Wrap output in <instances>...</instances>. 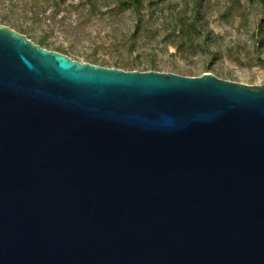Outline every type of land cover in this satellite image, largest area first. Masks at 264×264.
Here are the masks:
<instances>
[{"label": "water", "instance_id": "1", "mask_svg": "<svg viewBox=\"0 0 264 264\" xmlns=\"http://www.w3.org/2000/svg\"><path fill=\"white\" fill-rule=\"evenodd\" d=\"M0 264H264V83L0 23Z\"/></svg>", "mask_w": 264, "mask_h": 264}, {"label": "rangeland", "instance_id": "2", "mask_svg": "<svg viewBox=\"0 0 264 264\" xmlns=\"http://www.w3.org/2000/svg\"><path fill=\"white\" fill-rule=\"evenodd\" d=\"M30 0H0V21L9 23L15 28H23L35 41H42L49 46L61 45L63 48L72 46V56L79 61L92 60L96 55L100 59L109 61H131L133 64L142 61V69L148 67L146 63L155 60L161 64L164 70L171 71L176 67L178 71L195 70L200 72L206 64L208 71L222 78L248 84L264 83V39L257 40L255 35V17L264 14V0H210L209 5L201 19L197 30L187 29L184 35L198 41L207 40L212 43L217 54L212 56L203 53L192 55L172 53V49L165 53L152 52V46L159 44L160 40H167V46H173L177 35L174 19L167 21L157 20L153 24L143 27L138 33V39L144 43L146 49L131 52L124 47L116 49H103L93 43V36L100 32L110 41H118L119 44L126 41L133 32L134 25L129 13L115 15L116 17H101L100 14L108 10L114 0H104L96 5L95 14L89 13L91 9L74 10L61 0H47L36 3V9L42 15V21L32 12ZM180 0H173L179 2ZM12 2L13 6H10ZM76 3L78 0H67ZM168 7L169 3H162ZM29 10L28 12L24 10ZM21 8V9H20ZM230 8L235 15H223ZM167 12V10L165 11ZM39 15V16H40ZM226 17V18H225ZM46 21L55 22V27L49 36H44ZM64 25H77L79 31L74 35L64 34ZM191 34V35H190ZM103 38L104 40H106ZM99 41V40H97ZM151 44V47H150ZM158 47L156 50H158ZM71 51V49H69ZM74 53V54H73ZM173 54V55H172ZM226 78V79H228Z\"/></svg>", "mask_w": 264, "mask_h": 264}, {"label": "trees", "instance_id": "3", "mask_svg": "<svg viewBox=\"0 0 264 264\" xmlns=\"http://www.w3.org/2000/svg\"><path fill=\"white\" fill-rule=\"evenodd\" d=\"M47 0H30L28 3L32 7L31 11L35 12L36 17H38L41 21L42 15L37 11L36 9V3H42ZM101 1L104 0H78V2H67V0H61V2H66L68 7H71L74 10H82V9H91L92 14H95L96 5L101 3ZM168 2L169 6L164 7L162 3ZM210 0H180L179 2H173V0H114L113 4L106 10L105 12H102L100 14L101 17H116L115 15H122L129 13L132 16V22L134 25L133 32L130 34V37L124 41L123 43L119 44L118 41H110L107 38H105L100 32L95 33L93 36L88 35L89 38L93 39V43L103 49H116L119 47H124L128 49L131 52L134 51H140L146 49L145 46H147V43L142 42L138 39V33L142 32L144 29L143 27H149V25L153 24L154 21L157 20H163L167 21L169 19H174V21L177 24L176 30H173L174 33L177 35L175 38L176 40L173 42V46H167L165 43L167 40H160L159 44H155V46H152V52L154 53H165L167 50L172 49V53L175 54L173 51H177L179 54L183 55H192L196 53H203L204 51L209 55H216L217 51H214V48L212 46L211 42H208L207 40L204 41H198L197 39H193L192 37H186L184 33H186L187 29L195 31L198 28V24H200L201 19L204 18V14L206 13V9L209 5ZM12 5V2L9 4ZM21 8H24L21 7ZM20 8V9H21ZM25 11L26 10L24 8ZM167 10V12H165ZM232 8H230L228 11L223 12V15L226 14L227 16H233L235 13L233 12ZM40 15V16H39ZM225 17V18H226ZM2 24L10 25L9 23H5L0 21ZM44 24L47 25L46 30H44V36H49L54 27L55 22L46 21ZM15 30L25 33L27 35L26 30L23 28H15L13 25H10ZM79 31L77 25H70L66 26L64 25L63 33L66 35H74ZM191 35V34H190ZM255 35L257 40L261 41V39H264V14L258 15L255 17ZM29 38H31L29 35H27ZM52 35H50L51 37ZM105 38L106 40H104ZM32 39V38H31ZM34 42L40 44L42 47L56 50L62 53H65L72 57L73 59H77V57L72 56L70 53H72L74 50H72V46L69 45L68 48H63L61 45L57 46H49V44H45L42 41H35ZM99 40V41H97ZM151 47V44H150ZM158 47H160L158 50H156ZM71 49V51L69 50ZM74 54V53H73ZM172 54V55H173ZM89 62L100 64L103 66H117L121 67L127 70L137 69V70H161L166 71L163 69L161 64L156 62L155 60H152L146 65H148L147 68L142 69V61L136 62L133 64L131 61H123L120 62L118 60H106V59H100L98 56L93 55L92 60H88ZM174 70H171L172 72H176L183 75H199L202 72L208 71L210 66L209 64H206L202 68L200 72H197L195 70H187V71H178L176 67ZM217 75V74H216ZM219 76V75H217ZM220 77V76H219ZM228 78V77H225ZM229 79V78H228Z\"/></svg>", "mask_w": 264, "mask_h": 264}]
</instances>
